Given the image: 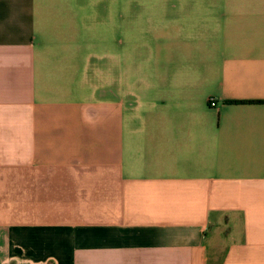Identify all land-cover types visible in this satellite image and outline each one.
<instances>
[{
  "label": "crops",
  "instance_id": "crops-1",
  "mask_svg": "<svg viewBox=\"0 0 264 264\" xmlns=\"http://www.w3.org/2000/svg\"><path fill=\"white\" fill-rule=\"evenodd\" d=\"M0 264H264V0H0Z\"/></svg>",
  "mask_w": 264,
  "mask_h": 264
},
{
  "label": "rangeland",
  "instance_id": "rangeland-1",
  "mask_svg": "<svg viewBox=\"0 0 264 264\" xmlns=\"http://www.w3.org/2000/svg\"><path fill=\"white\" fill-rule=\"evenodd\" d=\"M124 63H119V66H118V70L119 72L121 71V69H125V66L123 65Z\"/></svg>",
  "mask_w": 264,
  "mask_h": 264
}]
</instances>
